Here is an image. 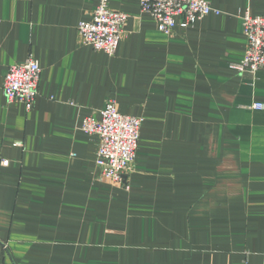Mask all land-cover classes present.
<instances>
[{
	"label": "crops",
	"instance_id": "crops-1",
	"mask_svg": "<svg viewBox=\"0 0 264 264\" xmlns=\"http://www.w3.org/2000/svg\"><path fill=\"white\" fill-rule=\"evenodd\" d=\"M99 1L0 0V264H264V69L233 68L264 0H207L217 15L170 35L107 0L127 16L113 56L77 32ZM29 56L26 111L1 88ZM109 99L142 120L127 191L98 179L80 130Z\"/></svg>",
	"mask_w": 264,
	"mask_h": 264
},
{
	"label": "built area",
	"instance_id": "built-area-1",
	"mask_svg": "<svg viewBox=\"0 0 264 264\" xmlns=\"http://www.w3.org/2000/svg\"><path fill=\"white\" fill-rule=\"evenodd\" d=\"M139 5L141 12L149 14L157 30L164 35H170L177 25L185 28L195 20L219 13L211 9L207 0H139ZM126 20L125 14L108 8L107 0H100L91 19L78 24L77 32L84 45L113 56ZM241 33L246 47L243 58L233 68L240 75L254 77L264 69V17L244 13ZM40 75L39 65L31 56L10 65L1 88L7 105L18 103L29 111L38 95ZM249 108L261 110L264 105L254 103ZM141 123L140 118L121 114L113 99L106 102L98 117L81 121L80 130L98 138L94 165L100 181L129 190L127 178L135 161Z\"/></svg>",
	"mask_w": 264,
	"mask_h": 264
}]
</instances>
